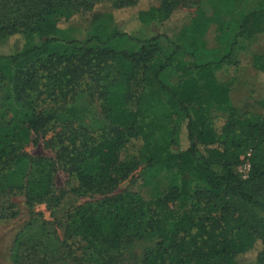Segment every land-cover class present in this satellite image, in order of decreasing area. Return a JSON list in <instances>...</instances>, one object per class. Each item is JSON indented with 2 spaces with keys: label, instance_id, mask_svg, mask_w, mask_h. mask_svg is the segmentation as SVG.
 Returning <instances> with one entry per match:
<instances>
[{
  "label": "trees",
  "instance_id": "1",
  "mask_svg": "<svg viewBox=\"0 0 264 264\" xmlns=\"http://www.w3.org/2000/svg\"><path fill=\"white\" fill-rule=\"evenodd\" d=\"M105 1L114 10L138 4L0 0V221L17 216L2 197L23 196L30 207L53 200L55 164L25 150L63 123L71 127L59 137L57 161L76 195L101 196L74 210L64 241L50 234L36 243L17 241L13 264H113L115 253L146 236L156 242L139 264H238L256 249L255 264H264V113L235 106L232 82L218 77L238 64L244 43L264 34V0L244 14L230 40L223 31L213 60L201 45L211 23L202 15L185 26L167 56L156 44L163 36L141 40L100 23L107 15L113 20L112 13L95 14L90 37L76 40L66 25ZM159 1L137 13L143 27L163 24L179 9V0ZM239 1L230 0L232 6ZM120 40L143 46L115 50ZM58 46L73 49L53 52ZM252 65L264 74V54L253 55ZM169 70L179 76L178 86L162 79ZM82 87L100 103L104 128L91 131L62 113ZM248 153L251 170L242 179L236 168ZM141 166L147 183L171 174L163 193L156 184L152 197L108 196ZM178 202L188 209L174 210Z\"/></svg>",
  "mask_w": 264,
  "mask_h": 264
},
{
  "label": "rangeland",
  "instance_id": "2",
  "mask_svg": "<svg viewBox=\"0 0 264 264\" xmlns=\"http://www.w3.org/2000/svg\"><path fill=\"white\" fill-rule=\"evenodd\" d=\"M179 9L174 16L163 24H153L146 28L138 20L139 11L148 10L151 7L160 5L159 0H138V4L131 10H114L108 1L99 4L92 12H86L75 18L71 24L66 25L73 30V36L80 42L86 41L95 25L91 24L93 16L98 13H112L113 20L107 16L100 21L107 27L118 25L121 29L131 32L141 40L150 39L156 36H163L156 42L159 50L164 56L171 54L172 43L179 41L182 33L194 17L207 16L211 19L206 35L201 38V45L205 52V58L213 60L218 57L222 49L223 31L228 39L233 37L237 26L248 11L260 8L261 0H241L232 6L230 0H179ZM214 5L215 9L212 7ZM201 18V17H200ZM143 44L120 40L113 43L112 47L118 51H139ZM245 50L238 55V64L227 67L218 74L221 81L232 82V102L235 106L245 109L251 113H264V74L257 71L252 65L253 55L264 54V34L248 40L244 43ZM72 47H54L53 52L62 53L72 51ZM205 60V59H203ZM164 82L170 86H178L179 76L166 71L162 75ZM94 91V90H92ZM90 89L82 87L77 98L70 100L63 106L66 117L70 122H78L91 131L104 128L103 115L100 110V103L95 95H91ZM5 91L0 89V110L2 108ZM47 105H45L46 107ZM84 120H83V119ZM223 125L222 119L216 121L220 129ZM71 125L66 123L56 125L46 130L38 139L37 143L30 144L25 150L27 154L34 157H44L55 164L54 175V197L47 203L28 206L23 196L2 197L1 202L14 205L17 216L11 220L0 221V264H13L11 251L18 241L24 244L41 241L46 235H54L61 241L66 239V232L69 225V218L76 208L87 203L101 199V196L82 197L74 193V180L69 172L57 161V150L59 137L67 131ZM145 167L132 174L127 180L120 183L108 196L120 194L140 193L145 197H152L157 189L163 193L171 177L165 173L158 179L147 183L145 180ZM236 173L243 178L245 170L240 166ZM159 184L155 189V185ZM177 211L188 209V203L178 202L172 205ZM156 242L154 236H146L142 240L125 246L119 253H115L116 261L113 264H139L143 257L144 249L153 246ZM260 249L240 256L238 264H255ZM79 253L78 255H80ZM211 264H220L213 262Z\"/></svg>",
  "mask_w": 264,
  "mask_h": 264
},
{
  "label": "built area",
  "instance_id": "3",
  "mask_svg": "<svg viewBox=\"0 0 264 264\" xmlns=\"http://www.w3.org/2000/svg\"><path fill=\"white\" fill-rule=\"evenodd\" d=\"M249 158H250V153L246 154L245 156L241 158L242 167L245 170V176L242 179H246L250 173L251 166H250Z\"/></svg>",
  "mask_w": 264,
  "mask_h": 264
}]
</instances>
